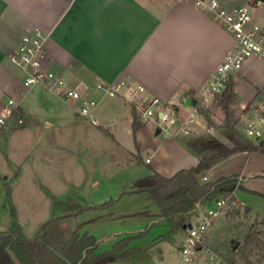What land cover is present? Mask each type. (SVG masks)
Segmentation results:
<instances>
[{"label":"crops","instance_id":"0c3cea01","mask_svg":"<svg viewBox=\"0 0 264 264\" xmlns=\"http://www.w3.org/2000/svg\"><path fill=\"white\" fill-rule=\"evenodd\" d=\"M223 1L235 6L233 0ZM254 21L260 23L255 17ZM34 28L46 36L45 60L54 70L70 85L83 82L93 87L89 96L99 102L94 116L104 124L94 125L80 116L82 102L68 103L42 85H24V76L9 55L22 36ZM234 42L232 33L214 14L198 8L194 0H0V113L9 108L8 101L13 99L24 114L22 126L11 124L9 129L0 131V155L12 160L18 145L32 146L34 159L35 155L40 156L34 161V176L38 175L42 182L39 185L45 187H49L44 180L47 176L56 178L51 184L57 191L69 186L102 188L104 151L108 143L129 152L140 165V173L130 179L132 188L137 179L155 172L171 177L182 169L196 166L201 154L189 147L182 136L158 142L156 152L160 157L155 163L151 159L146 162L150 157L136 156L133 147L140 149L146 131L151 133L154 127H141L134 132L132 106L120 97L103 95L94 87L99 82L122 80L140 84L185 115L190 108L188 98L192 101L200 98ZM263 63L252 60L233 77L241 105L262 95L264 68L260 65ZM254 66L256 71L251 70ZM251 87H255L252 94ZM101 103L104 108L99 107ZM120 126L135 136V144L119 135ZM157 130L155 135L162 132ZM74 152L81 155L74 156L80 165L81 173L77 175L71 166ZM26 162L21 161L17 169L5 175L7 182L20 179ZM52 169L55 173L48 174ZM206 172L200 179L209 181ZM74 175L81 183H71ZM256 175L251 174L244 184ZM212 205L211 200L203 202L191 217L197 219L200 211H204L203 206ZM66 214L70 213L62 215ZM18 222L26 233L24 224ZM12 227L13 222L4 230ZM183 231L186 233L187 227L177 235L183 236Z\"/></svg>","mask_w":264,"mask_h":264},{"label":"rangeland","instance_id":"374dc122","mask_svg":"<svg viewBox=\"0 0 264 264\" xmlns=\"http://www.w3.org/2000/svg\"><path fill=\"white\" fill-rule=\"evenodd\" d=\"M232 2L234 5H254V0ZM252 11L255 19L264 26V7L259 6ZM260 66L264 68V63ZM246 67L247 65L242 71ZM251 70L256 71L257 67H251ZM254 90L255 87H251L249 93L252 94ZM219 98L213 102L209 114L205 116L206 120L201 131L192 135H182V138L215 139L224 146L233 148L236 144L235 140L247 139L243 133L247 117L249 119L264 117V91L262 95L250 99L244 105H241L240 100L235 97L230 103L228 121L236 131L229 129L227 114ZM102 104L99 107L104 108ZM98 122L104 124L99 119ZM142 123L143 128L153 126L154 129H151V133L146 131L140 149L133 147L134 154L142 155L144 158L150 157L155 163L160 157L156 152L158 142L179 136L169 135L165 128L160 134L155 135L156 130L161 128L155 121ZM112 127L115 130L114 126ZM118 133L135 144V136L127 134L123 126H120ZM33 149L32 146L18 145L12 160L0 155V231L10 227L12 222L14 225L15 221L20 220L24 224L26 235L36 237L42 234V226L46 221L87 208L80 214L68 218L64 226L67 229L81 227V232L88 231L93 234L99 240V251L111 248L113 243L124 234L147 230L142 237L133 240L130 244L138 251L114 264H215L216 260L218 264H264V154L262 153H236L205 173L209 181L236 174L238 183L235 185V191L220 195L227 200V207L214 218L211 227L203 236V249L197 253L195 259L192 257L191 260L185 261L179 251L185 242L187 232L183 231V236H178L176 232L168 238L171 228L161 221L159 207L152 196L147 193L126 192L132 189L130 179L140 173V165L135 163V157L129 152L106 144L103 160L105 179L102 188L76 186L70 188L69 186L58 192L51 184L56 178L50 179L47 176L48 178L44 179L49 187L39 185L42 182L38 175L34 176L33 167L35 159L40 156L37 154L34 159ZM24 150L27 151L25 154ZM209 153L204 152V154ZM74 156L81 155L74 152L71 160L73 172L77 175L81 173L80 165L79 160ZM24 160L27 162L25 170L20 172L22 175L20 179L17 182H7L5 175L17 169ZM54 170L52 169L48 174L55 173ZM253 173L258 175L244 184ZM76 175L72 180L70 179L73 185L81 183V180L76 179ZM243 175H246V178ZM201 181L205 182V179L201 178ZM244 185L248 190L240 188ZM108 199L111 201L99 205L100 202ZM202 209H205V206ZM200 212L201 216L203 211ZM194 217H191V221L197 222L199 218ZM212 254L217 257L212 258Z\"/></svg>","mask_w":264,"mask_h":264},{"label":"built area","instance_id":"2783aa9c","mask_svg":"<svg viewBox=\"0 0 264 264\" xmlns=\"http://www.w3.org/2000/svg\"><path fill=\"white\" fill-rule=\"evenodd\" d=\"M196 6L209 10L214 18L222 23L232 33L235 42L231 51L217 65L214 77L201 91L200 98L193 103L191 98L190 108L185 115H181L177 107L163 101L161 98L150 94L147 88L140 84L127 81L114 83L99 82L94 89L103 95L120 97L129 103L141 122L154 120L167 133L177 136L192 135L202 129L206 115L213 102L221 96L227 83L239 74L252 60L264 61V26L254 21L253 11L259 6L264 7V2L256 1L254 5L228 6L223 0H194ZM46 36L39 28H34L25 33L16 49L9 55L11 62L24 76V85L27 87L42 85L68 103L82 102L79 115L88 119L92 124L99 122L94 116L98 100L89 96L93 87L80 82L70 85L64 76L57 73L46 57ZM9 108L0 113V131L9 129L14 124L13 113L19 107L13 99L8 101ZM24 123V117L19 118L18 124ZM244 136L255 142L264 141V117L249 119L243 128ZM150 162V158L146 159ZM212 206L205 208L197 222L187 225V237L179 251L185 261L191 260L203 249V236L211 227L215 217L220 215L227 207V200L217 197L211 200ZM191 225V227H189ZM212 254V258H216ZM215 264H218L217 260Z\"/></svg>","mask_w":264,"mask_h":264},{"label":"trees","instance_id":"16d2710c","mask_svg":"<svg viewBox=\"0 0 264 264\" xmlns=\"http://www.w3.org/2000/svg\"><path fill=\"white\" fill-rule=\"evenodd\" d=\"M262 1L264 0H254ZM236 97L234 83L230 80L220 103L227 114V128L234 131L229 123L230 103ZM133 131L136 132L143 123L133 109ZM24 117L18 107L13 113L14 124ZM238 134V133H237ZM184 142L201 154L200 162L191 168L182 169L171 177L158 172L139 178L132 191L127 193H149L159 207L161 221L170 226L169 237L183 230L190 222L198 206L207 200H213L221 194L236 190L238 176L232 174L214 181L202 182L200 176L216 164L239 152H259L264 154V141L255 142L245 138L235 140V146L229 148L219 140L207 138H190ZM205 151L210 152L204 154ZM243 190H248L241 186ZM111 200L104 202V205ZM83 209L70 214L54 217L42 226V234L29 237L17 221L9 230L0 231V264H109L126 258L138 251L130 247L133 240L142 237L147 230L121 236L111 248L99 251V240L88 232H81V227L65 228V221L80 214Z\"/></svg>","mask_w":264,"mask_h":264},{"label":"water","instance_id":"95a60500","mask_svg":"<svg viewBox=\"0 0 264 264\" xmlns=\"http://www.w3.org/2000/svg\"><path fill=\"white\" fill-rule=\"evenodd\" d=\"M196 102V100H193V103H195ZM161 132V129L160 128H158V130H157V133H160ZM187 226H185V228H186ZM189 227H191V225H189Z\"/></svg>","mask_w":264,"mask_h":264}]
</instances>
